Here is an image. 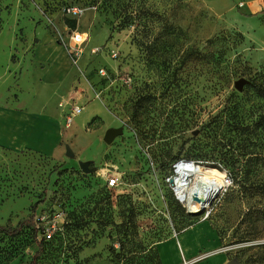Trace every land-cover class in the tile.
Listing matches in <instances>:
<instances>
[{
	"label": "rangeland",
	"instance_id": "1",
	"mask_svg": "<svg viewBox=\"0 0 264 264\" xmlns=\"http://www.w3.org/2000/svg\"><path fill=\"white\" fill-rule=\"evenodd\" d=\"M70 3L84 8L72 17L86 37L82 72L59 56L74 53ZM263 11L264 0H0V226H17L41 200L35 216L63 214L65 226L38 264H113L115 224L134 207V242L156 247L180 234L211 251V228L229 261L264 264V130L243 131L264 120L249 85L264 83ZM70 90L82 96L68 102ZM73 102L83 110L66 128ZM227 112L223 137L205 130ZM113 128L123 134L108 145ZM185 158L203 184L228 170L234 178L202 213L175 193L173 166ZM112 176L121 183L110 189ZM38 245L28 230L0 235V264H31Z\"/></svg>",
	"mask_w": 264,
	"mask_h": 264
},
{
	"label": "trees",
	"instance_id": "2",
	"mask_svg": "<svg viewBox=\"0 0 264 264\" xmlns=\"http://www.w3.org/2000/svg\"><path fill=\"white\" fill-rule=\"evenodd\" d=\"M72 3H70L71 5ZM69 5V4H68ZM264 12V11H263ZM65 23L68 24L71 32L77 29L78 27V19H72V17L66 16ZM125 27H122L123 29ZM71 55V54H70ZM72 56V55H71ZM186 56H190L187 54ZM186 56L184 57L183 61L185 60ZM249 85L254 90V92L261 98L264 99V83L252 80L249 82ZM150 96H145L139 99L135 103V113L138 112V109L142 106L144 100H150ZM229 111V110H228ZM226 112V111H222ZM231 112H227L226 116L217 115L212 120H210L205 126L206 129H212L213 132L220 136L226 131L224 127L229 123ZM244 132L245 131H263L264 130V120L260 118L259 121L255 123L254 128L250 126H243ZM240 130V129H239ZM252 159V158H251ZM184 160H192V159H184ZM228 173L231 176V179L234 182V178H232V172L228 170ZM230 190V189H229ZM228 190V191H229ZM176 204L178 202L174 200ZM41 203V200L36 202L32 206V215L29 218L22 220L19 224L15 227L13 226H0V235H5L7 237H17L22 234L24 230H28L32 233V236L37 242L38 250L35 252L31 264H38V260L44 255L46 250V244L52 243L56 240V237H60L63 233L64 226L61 225V229L56 232L50 240H47L44 236H40L42 234L41 230L43 229L41 226L40 228L37 227V223L35 221V212L38 208V205ZM131 206V204H130ZM123 212V216L125 217L124 221L121 224H115L118 233V240L115 244L111 245L109 248V252L112 256V263L113 264H162L159 251L157 246H145L141 242H134L133 238H135L139 234V227L137 224V214L135 208H125ZM126 212L129 213V216H126ZM71 220L67 221V224L70 223ZM111 238V237H110ZM112 240V238H111ZM117 245V246H115ZM131 245V246H128Z\"/></svg>",
	"mask_w": 264,
	"mask_h": 264
},
{
	"label": "built area",
	"instance_id": "3",
	"mask_svg": "<svg viewBox=\"0 0 264 264\" xmlns=\"http://www.w3.org/2000/svg\"><path fill=\"white\" fill-rule=\"evenodd\" d=\"M84 13V8L80 5H67L65 8H64V14L66 16H69V17H79L80 15H82ZM74 32V31H73ZM71 39H72V43L73 45L75 46L74 47V53H71L70 54L72 55V59L73 61L76 63L80 57L79 53L81 51L80 47H81V43L84 42L86 40L85 36L83 35V33H80L79 31H76L74 32V34L71 36ZM100 47H96L93 49V52H98L100 51ZM77 55H79L78 57H76ZM112 55L115 57L118 55L117 52H113ZM99 73L101 75H108L107 73V70L104 69V68H100L99 69ZM96 92V91H95ZM96 96L97 97H100V93L99 92H96ZM66 103H61V106L65 105ZM83 110V106H81L80 104H78L77 102H73L71 103V108H70V112L67 113L66 115V128H69L72 124V121H73V118L77 115H79V113ZM183 165H186V167H192V169H195L196 167V164L195 162L193 161H187V160H181L179 162H176L173 166V170H174V185H175V193H176V196H177V199L180 201L179 199V183H178V180L181 178V169L183 167ZM200 168V167H199ZM206 178V175L203 174V180H205ZM213 181V185L215 184L216 185V180H212ZM121 183V177L119 176H112V177H109L107 179V186L108 188L112 189V188H115V187H118ZM214 185V186H215ZM218 185V184H217ZM233 186V180L231 179V177L228 175V174H225L222 178V182L221 184L219 185V187H217V189H215L214 191L212 190V185H210V188H211V191L210 193L211 194V197L214 196L217 192H218V195L217 197L219 196H222L224 195L229 189L230 187ZM203 191V189H202ZM209 192V191H208ZM216 197V198H217ZM215 198V199H216ZM181 202V201H180ZM35 221L37 223V227L40 228V226L43 228L41 230L42 234L40 236H44L47 240H50L53 235L58 232L60 229H61V225H60V222L63 223L64 222V216L63 214H56L53 218H50L49 216H45V215H37L35 216ZM198 260V259H196ZM193 261L192 260H186V259H183V263L182 264H192Z\"/></svg>",
	"mask_w": 264,
	"mask_h": 264
},
{
	"label": "crops",
	"instance_id": "4",
	"mask_svg": "<svg viewBox=\"0 0 264 264\" xmlns=\"http://www.w3.org/2000/svg\"><path fill=\"white\" fill-rule=\"evenodd\" d=\"M83 15L81 16V18H83ZM81 18L78 21L79 25H81ZM58 42L61 43L59 40H58ZM94 48H96V47L91 48V53L93 52ZM60 53L61 54H59V56L61 57V59L64 58L66 61L65 62L63 60L65 62V65H69L68 61L70 60L73 64L78 66V68L81 72L83 71L81 66H80V60L84 57L85 52L80 55V57L76 63L73 61V59L70 55V51L66 47H65V49H62L60 51ZM49 55L51 56L52 54L50 53ZM62 67H65V66L62 65ZM68 74H69L68 72H65V74L62 73V79L66 78ZM86 79L91 84L93 89L97 92L96 88L93 85L95 83H92L90 78L87 76H86ZM68 96H69V99L67 100L68 102H69V100H75L76 97L80 98L82 96L81 90L79 92L77 91V93L75 91L73 92L72 90H70L68 92ZM64 102L66 103V101H64ZM45 109H47V108L44 107V111H45ZM43 116H45V115H43ZM4 148L10 150L9 147L5 146ZM15 150H20V149H15ZM27 151H31V150L26 149V150H22V151H18V152L21 153V152H27ZM192 228H193V226L187 228L182 233L186 234L187 231H189V229H192ZM210 234L213 237V239L215 240L214 245L216 246V248L213 247V249L211 251L202 252L204 249V246H203L204 244H202V243H199L197 245L192 244L189 242V240L187 238H185V236H181L180 234L174 239H170L168 241L158 243L157 248L159 251V255H160L162 264H182L183 259L192 260L193 264H227L229 262V260L226 257V255H224L223 253H218L219 252L218 251L219 243L217 240L216 232L210 228ZM209 252H212V253H209ZM213 255H214V257H213ZM196 259H198V260H196Z\"/></svg>",
	"mask_w": 264,
	"mask_h": 264
},
{
	"label": "bare ground",
	"instance_id": "5",
	"mask_svg": "<svg viewBox=\"0 0 264 264\" xmlns=\"http://www.w3.org/2000/svg\"><path fill=\"white\" fill-rule=\"evenodd\" d=\"M200 172L201 171L192 169V167L188 168L186 167V165H183L180 172L182 176L178 180V185L180 186L178 194L179 199L183 204H187L186 206L192 213L200 212L209 206V201L211 199L212 194L210 193V185H212V190L214 191L215 189H217V187H219L222 182V179L220 178L218 182L216 181V185L214 184L215 186L213 185V181L210 180H206L205 184H203L200 181L201 179L199 181L198 179H196ZM193 180H196L197 183H195L193 186H189L193 183ZM195 198H199V200H196Z\"/></svg>",
	"mask_w": 264,
	"mask_h": 264
},
{
	"label": "water",
	"instance_id": "6",
	"mask_svg": "<svg viewBox=\"0 0 264 264\" xmlns=\"http://www.w3.org/2000/svg\"><path fill=\"white\" fill-rule=\"evenodd\" d=\"M247 82L246 79L242 78V79H239L238 81H236L235 83V86L239 89V90H242L243 89V86L244 84ZM123 134V129L122 128H113V129H109L105 136H104V141L106 144L110 145L113 143V141L115 140V138H117L118 136L122 135ZM68 156L73 158L75 157L74 153L69 149L68 150ZM89 165H90V162H80V168L85 171V172H92V170L89 168ZM218 195V192L211 197L210 199V204L209 206L211 205V203L215 200V198L217 197ZM196 200H199V198H195ZM201 201V200H200ZM209 206L206 208L208 209ZM206 209L200 211V212H196V213H202L204 212ZM227 264H241L239 260H231L229 261Z\"/></svg>",
	"mask_w": 264,
	"mask_h": 264
}]
</instances>
